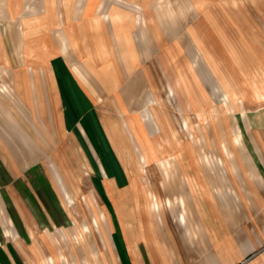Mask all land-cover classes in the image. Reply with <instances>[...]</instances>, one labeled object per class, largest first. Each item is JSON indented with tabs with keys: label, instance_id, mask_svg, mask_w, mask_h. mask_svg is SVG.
Returning <instances> with one entry per match:
<instances>
[{
	"label": "crops",
	"instance_id": "obj_1",
	"mask_svg": "<svg viewBox=\"0 0 264 264\" xmlns=\"http://www.w3.org/2000/svg\"><path fill=\"white\" fill-rule=\"evenodd\" d=\"M103 1L0 0V85L7 87L0 88V264H237L248 255L246 264H264V122L253 123L249 114L244 159L234 158L251 196L250 213L241 219L232 205L234 213L219 230L189 194L197 232L192 239L173 213L160 220L151 209L153 217L142 220L128 203L124 218L119 202L131 178L122 147L136 142L133 132L150 136L145 112L155 118L147 62L159 48L150 19L169 38L170 20L181 13L171 0H149V8L120 0L129 11L110 14ZM6 19L19 20L20 30L13 29L9 40ZM247 112L264 114V107ZM60 144L80 164L79 170L67 166L68 176L84 169L97 182L92 191L102 199L104 219L96 231L103 250L95 237L75 244L60 234L74 229V222L43 158ZM179 172L185 189L175 190L187 200L185 171ZM212 204L217 209L218 202Z\"/></svg>",
	"mask_w": 264,
	"mask_h": 264
},
{
	"label": "rangeland",
	"instance_id": "obj_2",
	"mask_svg": "<svg viewBox=\"0 0 264 264\" xmlns=\"http://www.w3.org/2000/svg\"><path fill=\"white\" fill-rule=\"evenodd\" d=\"M105 1V9L110 14L122 15L120 12L129 11L116 3L120 0ZM130 1L149 8V0ZM191 1L193 5L189 1L185 5V0L170 1L181 17L170 20L169 38L163 37L156 20L150 19L159 48L156 46L154 59L147 62L153 70L154 98L150 101H154L156 109L155 118L149 112L143 117L153 130L149 137L139 133L141 138L133 132L136 142L122 147V162L131 180L119 202L126 211L124 218L129 217L128 203H134V214L149 220L153 217L151 209L155 216L157 213L153 206L155 195L160 205L158 218L166 220L173 213L189 239L197 232L190 221L191 210L186 221L179 218L177 197L184 195L175 187L185 189L179 167L185 171L187 203H191L192 194L193 202L203 204L202 213L216 222L219 230L223 220L234 213L232 205L237 207L234 214L242 219L250 213L246 208L251 203L235 160L244 159V116L249 114L253 123L264 122V114L246 113L249 109L264 107V0ZM162 6L165 9L166 3ZM54 9L58 11L57 5ZM2 28L9 40L15 36L11 33L13 29L20 30L19 20L6 19ZM0 88L7 90L5 85ZM3 114L6 118L5 109ZM233 135L238 137V144ZM62 157L67 161H61ZM43 158L74 222V229L69 228L61 236H67L75 244L82 238L93 240L95 237L99 242L96 230L100 232L99 221L103 224L104 215L99 206L102 199L92 191L97 187L96 180L88 177L84 169L74 172V178L69 177L72 175L67 172V166L70 170L80 167L66 146L60 144L49 149ZM205 168L217 183L218 195ZM214 200L218 202L217 209L212 204ZM99 247L104 249L101 242ZM260 249L264 255V245ZM249 256L237 264H246ZM53 259L47 258L48 262ZM62 259L67 261L65 257Z\"/></svg>",
	"mask_w": 264,
	"mask_h": 264
},
{
	"label": "bare ground",
	"instance_id": "obj_3",
	"mask_svg": "<svg viewBox=\"0 0 264 264\" xmlns=\"http://www.w3.org/2000/svg\"><path fill=\"white\" fill-rule=\"evenodd\" d=\"M226 102V101H225ZM185 125L187 126V128L189 127L187 121L185 120ZM233 140L236 144H238V137L233 135ZM144 159V158H143ZM209 160V159H208ZM175 171V170H174ZM59 185V184H58ZM62 192V190H61ZM63 194V193H62ZM152 194V193H151ZM65 198V197H64ZM179 200V204L177 205V207L179 208L180 212H179V218L183 219V220H187V218L189 217V210H188V206L186 203V200L184 197H177ZM66 200V199H65ZM67 202V201H66ZM153 206L155 208V210L158 212H160V205L158 202V199L155 195H153ZM81 234V233H80Z\"/></svg>",
	"mask_w": 264,
	"mask_h": 264
}]
</instances>
